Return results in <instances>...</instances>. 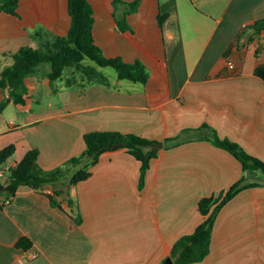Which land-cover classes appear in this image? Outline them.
I'll list each match as a JSON object with an SVG mask.
<instances>
[{
	"label": "crops",
	"instance_id": "crops-1",
	"mask_svg": "<svg viewBox=\"0 0 264 264\" xmlns=\"http://www.w3.org/2000/svg\"><path fill=\"white\" fill-rule=\"evenodd\" d=\"M90 1L98 45L108 56L141 59L150 79L106 74L109 87L85 89L58 80L47 98L57 101L44 108L33 105L45 99L37 86L27 106L10 100L0 114V149L16 144L12 166L37 147L41 166L51 169L81 154L93 130L136 133L162 147L142 188L135 156L125 148L104 152L92 176L72 188L74 207L53 206L45 192L21 186L0 209V264H22L23 236L38 252L25 264H162L175 241L202 222L201 198L229 189L244 173L229 150L199 138L210 135L200 128L207 124L264 160V31H246L264 18V0H139L126 31L116 18L123 8ZM19 12L0 13V75L12 52L38 41L40 25L57 34L71 25L69 0H21ZM12 105L19 114H6ZM176 136L182 141L166 147ZM211 246L205 260L191 264H264V185L223 207Z\"/></svg>",
	"mask_w": 264,
	"mask_h": 264
},
{
	"label": "trees",
	"instance_id": "trees-1",
	"mask_svg": "<svg viewBox=\"0 0 264 264\" xmlns=\"http://www.w3.org/2000/svg\"><path fill=\"white\" fill-rule=\"evenodd\" d=\"M20 1L0 0V13L7 12L20 17ZM113 3L116 10L123 8L122 13L116 12L119 28L124 31L132 30L129 15L138 10L140 1L113 0ZM69 13L71 25L66 34H57L40 25L34 34L38 36V41L11 53L13 63L5 66L0 75V88L5 94L0 100V114L9 105V98L22 107L32 101L33 95L38 91V81L33 77L44 64L50 66L46 72V83L54 90L58 80H64L68 87L81 89L91 84L109 87L110 79L101 70L108 66L116 70L119 79L148 82L151 72L141 59L127 61L122 56H108L98 45L94 36L95 11L90 0H69ZM165 16H160L161 24L167 17ZM247 30L262 33L264 18L248 24ZM205 129L210 131V135H200L199 138L209 139L217 146L229 150L241 161L244 173L229 189L201 198L198 208L203 220L192 233L182 235L173 244L169 256L174 259L175 264H191L205 260L211 252L214 226L223 207L240 191L264 185L263 159L250 154L240 143L220 136L209 125L205 124L200 128ZM181 141L180 136L170 137L165 140V145L171 147ZM85 142L86 148L81 154L51 169L41 166L40 149L30 148L16 165L7 168L9 175L5 178L6 170L2 165L15 155L17 146L11 143L0 149V184H5V187L0 189V209L12 201L23 185L48 194L53 206L63 209L64 201L72 207L76 206L77 199L72 194V188L92 176L91 168L98 163L104 152L120 148H125L141 162L142 188L152 159L157 157L160 151L153 149V145L158 141L118 130L89 131L85 134ZM17 245L25 251L33 249V242L27 236H23Z\"/></svg>",
	"mask_w": 264,
	"mask_h": 264
},
{
	"label": "rangeland",
	"instance_id": "rangeland-1",
	"mask_svg": "<svg viewBox=\"0 0 264 264\" xmlns=\"http://www.w3.org/2000/svg\"><path fill=\"white\" fill-rule=\"evenodd\" d=\"M50 69V66L48 65V64H44V65H42L40 68H39V70H38V72H37V74H36V77H35V79L38 81V87H39V91L38 92H40V93H38V94H40V95H43L44 97H45V99H44V102L43 103H35V104H33L35 107H38V108H44V107H49V106H52V105H54V103L57 101V99L56 98H54L53 97V99L52 100H50V99H47V98H49V97H51V95H55V93H52L51 92V87L46 83V79H45V77H46V72L48 71ZM102 70L108 75V76H110V77H116V75H117V72H116V70L113 68V67H110V66H108V67H103L102 68ZM38 77V78H37ZM41 77V78H40ZM44 77V79L42 80V78ZM41 80V81H40ZM62 81L61 80H59L58 81V83H61ZM19 109H18V107L16 106V105H12L11 107H10V109H8V111L6 112V114H8V115H11V114H13V113H17V114H19V111H18ZM16 158V155H14V156H12L11 158H9L8 160H7V162H5L3 165H2V168H4L6 171H5V176H4V178L5 177H7L8 175H9V169H7V168H9L10 166V164L14 161V159Z\"/></svg>",
	"mask_w": 264,
	"mask_h": 264
},
{
	"label": "built area",
	"instance_id": "built-area-1",
	"mask_svg": "<svg viewBox=\"0 0 264 264\" xmlns=\"http://www.w3.org/2000/svg\"><path fill=\"white\" fill-rule=\"evenodd\" d=\"M235 66H236V65H235V62H234L233 60H228V67H229L230 69H234ZM12 123L15 124L14 121H12ZM48 191H50V190L48 189ZM26 252H27V253H26L25 257H23V258L20 259V262H21L22 264H25L26 262H28V261H30V260H33V259L37 258V256H38V252L35 251V250H33V249H31V250H29V251H26Z\"/></svg>",
	"mask_w": 264,
	"mask_h": 264
},
{
	"label": "water",
	"instance_id": "water-1",
	"mask_svg": "<svg viewBox=\"0 0 264 264\" xmlns=\"http://www.w3.org/2000/svg\"><path fill=\"white\" fill-rule=\"evenodd\" d=\"M10 100L11 99L9 98V101ZM161 147H162V143H160V142H156L153 145V149L154 150H159ZM4 187H5V184L1 183L0 184V189H3ZM162 264H175V262H174V259L171 256H168Z\"/></svg>",
	"mask_w": 264,
	"mask_h": 264
}]
</instances>
